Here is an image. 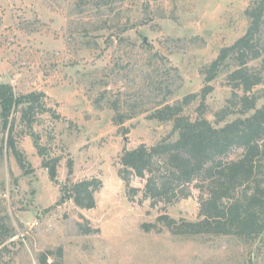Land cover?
<instances>
[{
	"label": "rangeland",
	"instance_id": "obj_1",
	"mask_svg": "<svg viewBox=\"0 0 264 264\" xmlns=\"http://www.w3.org/2000/svg\"><path fill=\"white\" fill-rule=\"evenodd\" d=\"M260 1L0 0V84L18 96L44 95L46 109L31 130L16 115L13 135L29 171L10 153L0 156V264H39L42 254L52 262L59 250L62 264H264L263 236L248 243L143 230L163 214L196 222L199 181L185 185L187 197L152 207L144 180L130 178V201L118 176L124 149L176 138L172 123L148 117L200 91V70L245 33V11ZM212 86L205 118L219 127L240 117L218 123L230 89L223 78ZM113 103L134 117L115 125ZM199 105L184 115L193 119ZM34 138L44 158L58 160L55 181ZM92 178L102 183L93 209L62 196L63 187Z\"/></svg>",
	"mask_w": 264,
	"mask_h": 264
},
{
	"label": "trees",
	"instance_id": "obj_2",
	"mask_svg": "<svg viewBox=\"0 0 264 264\" xmlns=\"http://www.w3.org/2000/svg\"><path fill=\"white\" fill-rule=\"evenodd\" d=\"M245 16V33L200 70V91L173 105H160L148 117L172 123L176 138L166 137L150 148L142 144L132 150L124 149L120 156L118 176L130 201L136 192L129 187L131 177L145 181L143 196L151 200L152 207L185 198V185L201 183L204 195L200 197L196 222H177L163 214L155 225L143 224L145 232L161 226L176 236H234L248 243L264 237V1L249 7ZM219 78L224 79L230 95L217 113L218 123L232 115L240 117L216 127L205 118L204 102L214 90L212 83ZM43 97L40 93L18 96L11 85L0 84V156L10 153L25 172L29 171L28 165L13 135L16 115L19 123L31 130L36 116L46 112ZM197 99L200 105L192 119L184 115V109ZM260 101L263 103L258 106ZM110 108L114 110L115 125L135 115L119 113L116 103ZM34 146L42 157V167L55 181L58 160L44 158L37 138ZM234 149H241L242 153L229 160ZM101 187V181L92 178L74 183L69 189L63 187L61 193L76 208L90 210L95 207L94 194ZM84 233L89 234L90 229ZM48 256L40 255L38 263L62 264L61 250L55 261L48 262Z\"/></svg>",
	"mask_w": 264,
	"mask_h": 264
}]
</instances>
